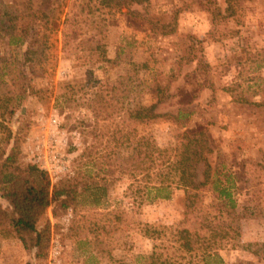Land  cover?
Returning a JSON list of instances; mask_svg holds the SVG:
<instances>
[{"label":"rangeland","instance_id":"obj_1","mask_svg":"<svg viewBox=\"0 0 264 264\" xmlns=\"http://www.w3.org/2000/svg\"><path fill=\"white\" fill-rule=\"evenodd\" d=\"M65 1L62 12L71 14L87 2ZM231 3L230 12L226 0L134 5L131 10L139 15L128 14L95 37L101 45L97 51L87 42L94 39L90 27L69 32L52 77L29 66L19 75L24 48L0 41V93L21 96L6 124L19 138L24 164L45 171L52 184L72 177L84 164L96 174L89 163L94 158L86 155L93 147L103 152L109 135L121 129L118 119L106 116L122 113L128 103L155 104L157 113L172 116L190 113L181 121L149 122L142 130L159 147L175 145L186 130L206 131L219 168L234 178L240 214L231 243L219 254L225 264H264L252 254L253 245H264V106H258L264 102V0ZM95 94L99 103L92 104ZM106 162L97 158L100 178ZM112 171L114 184L101 206L84 197L75 209L47 210L51 240L44 260L35 261L10 237L0 239V264H140L136 258L164 237L158 231L183 220L184 192L138 205L125 194L130 180L117 166ZM146 227L152 238L143 236Z\"/></svg>","mask_w":264,"mask_h":264},{"label":"trees","instance_id":"obj_2","mask_svg":"<svg viewBox=\"0 0 264 264\" xmlns=\"http://www.w3.org/2000/svg\"><path fill=\"white\" fill-rule=\"evenodd\" d=\"M145 1L87 0L79 12L71 14L62 12L67 9L65 0H0V41L24 48L19 61L21 71L29 66L43 77H52L56 54L67 42L69 32L76 34L90 27L94 39L87 42L97 51L101 45L95 37L102 36L103 29L128 14L139 15L131 7ZM226 3L225 11L230 12L231 0ZM2 76L0 69V89L4 83ZM15 98L0 93V199L6 204L3 207L0 203V239L14 237L35 261L44 260L51 240L50 223L45 218L47 210L51 206L75 209L84 197L90 199V205L101 206L114 184L112 169L117 166L119 174L130 180L125 194L132 195L138 205L169 201L174 191L184 192L183 220L158 231L164 237L155 242L150 252L136 258L140 264H225L219 252L231 243L234 222L240 214L234 178L229 170L223 172L219 168L218 158L213 155L214 140L204 129L194 128L183 132L175 145L159 147L142 130L149 122L181 121L190 113L178 111L172 116L157 113L155 104L128 103L122 113L106 116L108 121L118 119L121 129L109 135L111 141L103 152L93 147L87 153L85 148L79 156L84 158L87 153L86 158H94L89 163L96 167V174L92 175L86 170L88 164H84L72 177L52 184L45 171L21 160L19 138L6 124L14 114ZM95 98L99 96L95 94L92 104L99 103ZM258 106H264V102ZM95 126L96 131L98 124ZM100 156L107 161L103 178L98 173ZM151 233L149 227L143 230L147 238L153 237ZM252 248V254L264 262V245L255 244Z\"/></svg>","mask_w":264,"mask_h":264}]
</instances>
